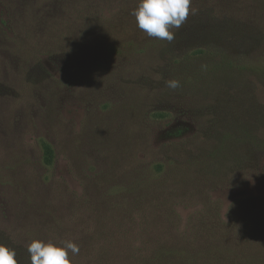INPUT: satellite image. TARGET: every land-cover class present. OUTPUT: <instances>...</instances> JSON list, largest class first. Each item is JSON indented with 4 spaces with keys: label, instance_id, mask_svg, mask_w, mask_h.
<instances>
[{
    "label": "rangeland",
    "instance_id": "374dc122",
    "mask_svg": "<svg viewBox=\"0 0 264 264\" xmlns=\"http://www.w3.org/2000/svg\"><path fill=\"white\" fill-rule=\"evenodd\" d=\"M138 3L0 0V244L264 264V0H192L222 31L171 42Z\"/></svg>",
    "mask_w": 264,
    "mask_h": 264
},
{
    "label": "clouds",
    "instance_id": "9594fccd",
    "mask_svg": "<svg viewBox=\"0 0 264 264\" xmlns=\"http://www.w3.org/2000/svg\"><path fill=\"white\" fill-rule=\"evenodd\" d=\"M191 4L192 0H139L131 15L135 17L137 27L149 37L171 42L175 38L171 29H179L190 12L195 14ZM166 86L175 90L180 83L172 79L166 81ZM79 250V246L73 242L57 246L40 240H33L27 247L30 264H71L70 253L77 255ZM16 256L14 249L0 244V264H18Z\"/></svg>",
    "mask_w": 264,
    "mask_h": 264
},
{
    "label": "trees",
    "instance_id": "16d2710c",
    "mask_svg": "<svg viewBox=\"0 0 264 264\" xmlns=\"http://www.w3.org/2000/svg\"><path fill=\"white\" fill-rule=\"evenodd\" d=\"M209 4H206V5H209ZM195 6L196 5L193 4L191 6V8L194 9ZM213 6H215L214 3H213ZM189 16H191V17H188L184 24L186 26H188L189 28H191V30L193 32L198 33L197 28L200 27V26H198V24H199L200 20L203 17L199 18V17H195L194 15H189ZM192 17L194 18L193 20H192ZM202 21L204 23H201V24H203L205 26V30H204L205 34L217 33V32L222 31L221 29H218L221 26L217 25L218 22L212 15H208L207 17L202 19ZM184 24L181 26V30L185 28ZM222 25H224V24L222 23ZM215 54L218 55L217 53H215ZM220 67H223V66H219L218 70L224 71L223 68H220ZM46 156L48 158V161H50L52 159V157H53V153L48 147L46 148ZM211 253L212 254L209 257V262L212 263V264H220L219 261L224 259V257H216L214 255V252H211ZM153 256L154 257L152 258V264H169L170 262H174V264H179L180 261H182V260H188V259H182L181 255L178 256L176 253H172V252H169V251H166V250L155 251ZM208 256L209 255H207V257Z\"/></svg>",
    "mask_w": 264,
    "mask_h": 264
}]
</instances>
